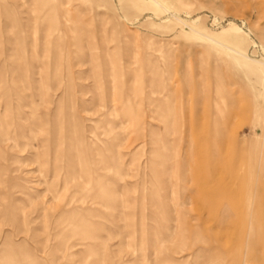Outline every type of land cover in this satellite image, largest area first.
<instances>
[{
    "label": "rangeland",
    "instance_id": "rangeland-1",
    "mask_svg": "<svg viewBox=\"0 0 264 264\" xmlns=\"http://www.w3.org/2000/svg\"><path fill=\"white\" fill-rule=\"evenodd\" d=\"M0 264H264V0H0Z\"/></svg>",
    "mask_w": 264,
    "mask_h": 264
}]
</instances>
